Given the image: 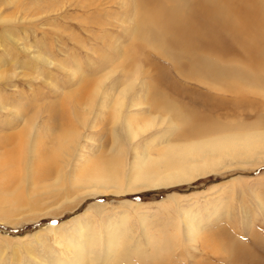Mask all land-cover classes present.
<instances>
[{
	"label": "rangeland",
	"instance_id": "rangeland-1",
	"mask_svg": "<svg viewBox=\"0 0 264 264\" xmlns=\"http://www.w3.org/2000/svg\"><path fill=\"white\" fill-rule=\"evenodd\" d=\"M133 16L128 0H0V264H49L50 255L62 250L58 238L69 236L78 222L88 220L91 231L98 233L123 216L120 251L132 249L131 264H152L159 256L169 264H264L260 154L228 156L214 171L151 187L138 171L158 173L148 176L156 181L182 167L168 163L169 145L157 140L150 144L149 166H130L134 147H144L158 131L141 134L148 112L129 103L115 123L120 91L129 83L120 72L131 44ZM146 52L161 66L170 65L155 51ZM171 75L180 78L183 90H209L174 71ZM140 83L135 81L132 98L145 97L140 90L143 86L146 92V85ZM83 85L82 101L68 102ZM63 104L71 119L53 108L62 111ZM255 114L237 115L252 122ZM129 116L137 129L132 140L125 125ZM179 131L168 140L182 148ZM47 149L64 163L61 186L53 185L56 174L51 180L34 179L32 171ZM197 161L186 158V167ZM85 167L109 173L104 180L114 182L87 183ZM187 212L192 218L196 213L203 224L193 242L183 224ZM231 238L243 246L230 252ZM248 245L251 254L243 253ZM150 253L155 257L144 259Z\"/></svg>",
	"mask_w": 264,
	"mask_h": 264
},
{
	"label": "bare ground",
	"instance_id": "bare-ground-1",
	"mask_svg": "<svg viewBox=\"0 0 264 264\" xmlns=\"http://www.w3.org/2000/svg\"><path fill=\"white\" fill-rule=\"evenodd\" d=\"M128 1L134 13V16L129 18L133 19L132 37L131 44L125 52L127 60L123 62L120 73L129 83L120 91L121 103L117 109L115 123L119 122L123 109L128 103L132 108L143 106L139 108L148 112L149 119L143 127H139L140 133L151 128L158 131L155 136L145 142L144 147H134L129 161L130 166L133 168L149 166L152 162V156L149 153L150 144L157 140L167 142L169 145L168 163L173 165L179 163L182 166H176L181 170L161 176L156 181L150 180L148 176L158 173L138 171V176L152 187L166 182H176L178 179H189L197 172L214 171L219 162L228 156L233 159L237 157L248 159L260 154V159H264V116L262 115L264 98H261L264 94V1ZM126 3L128 5V2ZM147 48L155 51L166 61H170V65L161 66L152 55L146 52ZM135 69L138 70L137 78L134 76ZM173 71L187 81L204 84L209 90H183L178 85L180 78L171 75ZM138 80L141 81V85H146V92L143 86L140 90L141 94L145 95L143 99L139 96L132 98L135 81ZM216 93H224L230 98L214 95ZM84 94L85 85L81 87L80 93L69 97L70 101L69 99L67 101L80 103ZM250 96H254V99ZM66 106L67 104L60 106L62 111L57 106L53 107L61 113L63 119L70 116L68 115L69 107ZM250 112L256 113L255 120L252 122L243 121L237 115L238 113L250 114ZM232 117L238 118L234 120ZM126 120L125 125L132 140L137 135V129H134V120L130 116ZM178 128H180V134L177 140L185 141L181 144L182 148H178L176 142L168 140V137ZM58 141L60 142V138ZM189 156L198 161L187 168L185 161L186 158H190ZM59 159L57 154L47 149L40 163L32 171L35 181L51 180L52 175L56 174L58 175H55L57 184L53 185L61 186L65 182L64 163L62 164ZM12 160L16 161V158ZM100 162L108 164L110 160ZM164 166L166 167V161ZM82 174L83 177L89 178L87 183L95 182L93 184L97 186L114 182L112 180L107 183L104 180V177L111 176L107 172H90L85 167ZM262 207L264 208V205ZM191 215L192 213L187 212L183 224L187 230L186 234L193 242L203 229V224L196 213H193V218ZM123 224L124 216L120 221L113 223L110 221L104 226V230L94 233L91 231L88 220L78 222L72 230L69 228L71 230L69 236L58 238L57 243L62 250L58 256L50 255L48 263L131 264L128 261L133 254H130V248L120 251V245L124 244L122 240L119 241L123 234ZM232 239L230 240L233 246L229 247L230 252L239 247L238 245L243 246L238 241L240 239H233V241ZM136 250L135 252L139 254L140 250ZM243 253H252L249 245L243 247ZM147 256L143 258L149 260L148 258L155 257V254L150 253ZM151 261L152 264H169L160 256ZM236 264H239V261Z\"/></svg>",
	"mask_w": 264,
	"mask_h": 264
}]
</instances>
